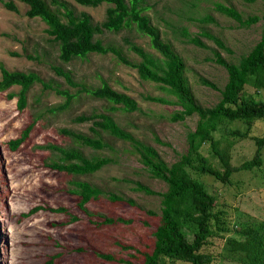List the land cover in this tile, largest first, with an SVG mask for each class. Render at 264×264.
Wrapping results in <instances>:
<instances>
[{
	"label": "rangeland",
	"instance_id": "rangeland-1",
	"mask_svg": "<svg viewBox=\"0 0 264 264\" xmlns=\"http://www.w3.org/2000/svg\"><path fill=\"white\" fill-rule=\"evenodd\" d=\"M49 1V0H46ZM76 14H90L94 23L105 19L106 8L102 3L95 7L78 4L75 0H62ZM222 3L238 10L243 17L258 16L249 26L215 10ZM144 11L153 25L158 27L163 40L169 42L185 63L184 75L196 101L205 107L214 106L220 99V90L227 82L223 66L213 61L217 50L228 62L236 63L260 39L264 32V1L244 0H146ZM11 6H14L13 9ZM28 6L21 0H0V78L1 67L8 71L35 73L39 80L26 91V105L18 107L20 86L13 85L0 91V264H142L144 253L154 245V231L160 221V196L133 189L138 181L151 190L162 192L166 183L153 177L141 163L139 154L128 141L116 138L106 131H99L108 147L100 150L75 143L62 129L92 136V121H75L79 115L109 114L135 138L156 149L167 163L179 159L187 150V133L194 130L198 115L172 121L178 105L147 100L146 96H160L169 100L175 97L158 84L143 80L135 68L125 65L115 53H89L83 58L63 62L59 46L46 33L47 25L39 17L26 15ZM211 16L203 23L201 18ZM205 29L218 36L229 49L224 50L205 37L206 48L187 42L189 35ZM104 45L117 48L126 59L139 62L141 58L129 47L134 43L162 59L149 43V38L139 32L134 24L119 31L96 35ZM69 71L77 85L68 84L54 68ZM203 78L213 83L214 89L203 84ZM107 82L112 88L136 100L138 109L123 110L119 105L95 98L82 88H94ZM56 89L73 95L64 109L58 107L65 97ZM249 93L253 87L247 88ZM255 97L264 100V89ZM115 106L116 109H112ZM34 122L28 136L16 149L8 144L20 136L25 126ZM229 128L243 125L234 122ZM264 135V119L255 121L249 136ZM215 136L221 137L219 132ZM221 139L220 151L225 150L232 165L240 166L251 159L255 144L251 137ZM78 147L86 157L107 156L111 161L90 174H70L49 166L59 161L58 151L45 147ZM202 153L214 167H220L212 157L208 145ZM207 190L216 197L217 206L226 212L230 229L228 237L242 239L236 230L240 224L264 219V149L260 166L239 169L232 173L230 183L224 184L211 176H202ZM75 180L88 181L104 194L86 203L90 214L77 205L79 197L71 191ZM116 194L128 201H112L106 195ZM46 206L64 207L66 212L40 209L29 215L31 208ZM71 216L76 219L72 220ZM124 218L130 222L106 223L104 218ZM227 236V235H226ZM225 244L224 237H214L204 250L215 256L210 264H241L218 255ZM124 246H128L124 248ZM110 254L113 260L99 255ZM231 257H233L231 255ZM168 264H188L181 261Z\"/></svg>",
	"mask_w": 264,
	"mask_h": 264
},
{
	"label": "trees",
	"instance_id": "trees-1",
	"mask_svg": "<svg viewBox=\"0 0 264 264\" xmlns=\"http://www.w3.org/2000/svg\"><path fill=\"white\" fill-rule=\"evenodd\" d=\"M21 1L28 6L27 16L39 17L47 25L46 33L58 44L59 57L63 62L83 58L89 53H115L125 65L135 68L141 79L158 84L175 97L174 100L160 96L145 97L147 100L163 104L178 105L180 109L173 114L172 121L184 120L193 114L198 115L194 130L187 133L186 152L171 164H167L155 148L124 130L109 114L79 115L74 118L78 122L92 121L90 126L92 136L62 129V132L69 135L75 143L96 150L108 147L99 136V131H106L116 138L128 141L139 154L141 163L150 174L166 183V190L157 192L138 181L133 182V189L150 195H159L161 203L160 221L154 231V245L150 253H144L142 264H168V262L176 261L188 264H210L215 256L204 248L211 244L214 237H224L223 250L218 254L223 260L233 258L241 264H264V219L250 221L243 226L240 224L236 231L243 235L242 239L228 237L234 230L229 227L225 217L226 212L217 206L215 195L207 190L204 181L200 179L202 176H211L224 184H229L230 177L235 171L261 165L264 135L249 136V134L253 123L264 119V100L255 97L258 94L257 91L264 89V32L254 46L236 63L228 62L219 51H214L212 59L225 68L227 82L220 90L219 101L214 106L205 107L196 101L189 87L184 75L183 58L169 42L162 39L158 27L153 25L150 18L144 14L147 9L146 0H75L78 4L90 7L102 3L108 4L105 19L100 23H94L90 14L86 12L76 14L62 0ZM244 1L252 3L256 0ZM214 7L217 12L230 17L241 26H249L258 20V16L254 15L245 18L235 8L222 3H216ZM200 20L206 23L213 18L205 15ZM131 24L149 38L150 46L162 56V59L134 43H129L130 49L141 58L139 62H132L126 59L117 48L104 45L96 37L104 29L119 31ZM183 35L187 36V42L196 46L206 48L207 45L201 40V37H205L212 40L217 47L229 51L218 36L205 29L197 35H189L186 31ZM54 70L58 75L63 76L68 84L77 85L73 82L69 71L59 67H55ZM38 80V76L33 72H12L1 67L0 91L19 85L18 107L21 109L26 105V91ZM200 81L214 89L217 88L208 80L201 78ZM248 87H253L254 92L249 93ZM82 89L95 98L119 105L128 112L138 109L135 99L115 90L107 82H102L98 87ZM55 91L65 97L63 103L58 106L64 109L73 95L59 89ZM112 109L116 107L113 106ZM234 122L241 123L244 129L229 128L228 125ZM33 124L34 122L27 124L18 138L8 141L11 148L16 149L24 141ZM217 132L221 134V137L215 136ZM234 137L240 139L251 137L256 147L253 157L240 166L232 165L226 151H220L218 148L221 139L232 142L233 140L229 139ZM204 145H208L211 156L217 158L220 167L212 166L209 159L202 153ZM45 147L53 148L59 154V161H52L49 166L70 174L94 173L111 161V158L107 156L86 157L75 146ZM72 184L74 188L71 191L79 197L78 207L90 214L86 203L104 194L103 191L84 180H75ZM106 196L112 201L126 200L134 204L132 199H124L113 193ZM40 209L55 212L67 211L64 207L36 206L30 209L29 215ZM71 219L75 220L76 217L71 216ZM104 221L106 223L130 222L121 217L104 218ZM230 231L232 232L228 235ZM127 247L124 246V248ZM99 255L109 260L114 259L110 254L100 253ZM52 259H48L45 264H51Z\"/></svg>",
	"mask_w": 264,
	"mask_h": 264
}]
</instances>
